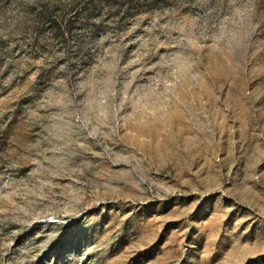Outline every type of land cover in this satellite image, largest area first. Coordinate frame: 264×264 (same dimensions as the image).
<instances>
[{
    "label": "rangeland",
    "instance_id": "rangeland-1",
    "mask_svg": "<svg viewBox=\"0 0 264 264\" xmlns=\"http://www.w3.org/2000/svg\"><path fill=\"white\" fill-rule=\"evenodd\" d=\"M0 264H264V0H0Z\"/></svg>",
    "mask_w": 264,
    "mask_h": 264
}]
</instances>
